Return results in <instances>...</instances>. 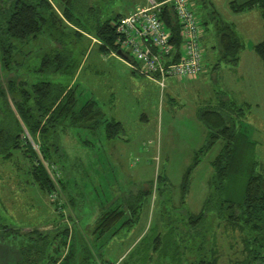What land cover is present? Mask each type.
<instances>
[{
    "label": "rangeland",
    "instance_id": "obj_1",
    "mask_svg": "<svg viewBox=\"0 0 264 264\" xmlns=\"http://www.w3.org/2000/svg\"><path fill=\"white\" fill-rule=\"evenodd\" d=\"M228 2L196 0L194 12L206 26L202 39L204 70L190 79L169 77L162 90L153 80L132 72L129 62H124L117 53L100 52L94 39L90 41L81 36L74 42L72 34L65 36V40L70 41L68 45L76 50V60L81 63L75 76L81 92L80 101L92 96L107 117L121 121L122 129L116 136L108 137L102 124L94 132H82L80 143L72 133L65 135L68 159L63 161L64 170L68 172V187L75 193L78 207L71 206L65 188L58 196L62 202L66 201L61 209L54 207L50 197L34 184L28 191H17L15 183L19 178L9 171L8 163L0 164V194L5 205L15 214L13 219L25 218L29 222L22 226V232L30 230L34 217V227L41 231L51 232L61 224L68 225L66 244L74 234L72 246L79 259L88 254L83 248L86 244L91 246L92 258L97 261L172 264L171 253L181 244L183 258L194 255L187 247L195 252L202 241L201 231L205 235L204 244L215 248L218 264H246L251 253L245 239L258 255L255 264H264V229L258 230L248 223L247 231L238 224L239 221L243 223V219H237L238 223L233 225L226 219H218L215 210L208 212L205 221L197 224V234L193 233L192 223L187 221L188 212H198L213 189L208 182L213 173L211 160L225 140L218 138L206 145L209 124L215 123L213 109L223 110L221 114L227 121L224 124L243 141L239 145L242 154L237 156L222 196L238 199L252 165L255 171L264 170V67L252 47L264 37V21L258 7L233 11ZM136 4H144V0H117L114 9L124 11ZM54 7L60 12L56 3ZM221 20L233 22L243 45L236 63L220 61L214 67L220 47L215 24ZM64 28L69 29L68 26ZM38 42L36 45H45V38H39ZM55 45L58 46L57 42ZM40 53L41 50L37 52ZM41 76L66 79L59 74ZM86 138L89 141H84ZM196 155L199 160L190 169L187 193L184 201L179 202L183 174ZM158 173L165 177L163 181H156ZM11 187L20 195L9 194ZM147 187H152L153 191L150 197L143 199L138 218L117 224L112 235L96 239L93 220L98 213L114 198L116 203L124 202L138 189ZM31 197L37 207L28 210L27 199ZM16 209L24 213L18 215ZM236 213H240L239 210ZM126 215L133 216L129 211ZM143 234L147 235L139 241ZM157 234H161L159 240H155ZM182 235H185L183 239ZM65 250L66 246L63 252Z\"/></svg>",
    "mask_w": 264,
    "mask_h": 264
},
{
    "label": "trees",
    "instance_id": "obj_2",
    "mask_svg": "<svg viewBox=\"0 0 264 264\" xmlns=\"http://www.w3.org/2000/svg\"><path fill=\"white\" fill-rule=\"evenodd\" d=\"M116 1L0 0V164L8 163L9 171L19 178L15 183L17 191L18 189L28 191L30 185L34 184L33 186L39 191L50 197V202L57 209L66 205V201L62 202L61 198H58L61 196L60 190L64 188L69 194L67 200L71 206L78 207L75 193L68 187V172L64 170L63 161L68 159L65 135L72 133L80 143L82 132H94L102 124L108 137L116 136L122 129L121 121L114 117H107L95 98L87 96L80 101L81 92L75 76L81 63L74 55L76 50L68 45L70 41L65 40L68 34H72L74 42H77L78 37L86 36L90 41L95 40L100 52L116 51L118 49L116 40L119 35L117 23L120 18L135 8L127 7L124 11H115ZM192 1L194 10L196 0ZM55 3L60 12L55 9ZM228 5L233 11L258 7L264 21V0H229ZM159 16L171 32L169 41L176 49L172 59H177L180 55L182 34L179 20L170 1L160 6ZM196 17L201 27L202 42L205 38V21L197 15ZM64 26H68L69 29L66 31ZM215 26L220 47L218 59L213 66L217 67L220 61L236 63L238 51L243 44L233 22L221 20ZM52 32L56 33L52 34ZM39 38H45V45H36L39 43ZM56 42L58 46L55 45ZM252 47L259 55L264 67V37L254 42ZM40 50L41 53L38 55L37 52ZM85 51L81 53L85 54ZM128 60L136 63L131 57ZM131 69L134 73H139L138 70L132 67ZM44 74H59L61 78L65 76L66 79L52 80L41 76ZM9 97L13 106L10 105ZM222 111L219 108L213 109L211 112L215 123H208L211 128L208 129L209 140L206 145L209 146V143L218 138L225 140L211 160L213 173L208 182L213 188L212 191L206 195L198 212H188L187 221L192 223L194 234H197L195 228L197 224L204 222L207 213L214 210L218 219H226L233 225L238 223L237 219H243L246 226L240 221L238 224L246 230L248 223L258 230L264 229L262 227L264 225V170L255 171L252 165L243 184L242 196L238 199L222 196V190L230 181L228 178H230L231 170L237 163V156L240 157L242 154L239 145L243 143L242 138L238 139L236 133L231 132L230 126L224 124L227 121L221 114ZM205 114L204 111L202 113L204 119ZM84 141L89 140L86 138ZM198 160L199 157L196 155L195 160L183 174L179 202L184 201L190 169ZM59 173L64 176V179L59 176ZM164 178L161 173H158L156 181H163ZM8 190L9 194L13 192L14 196L20 195L15 194V189L12 187ZM152 191V187L142 188L129 195L124 202L116 203V198L110 201L93 220L94 231L97 232L96 239L112 235L117 224L122 225L124 222L132 221L133 217L137 219L143 199L150 197ZM28 199L27 207L30 208L28 210L37 207L34 206L35 201L32 197L31 200ZM60 201L62 204H59ZM237 210L240 213L237 214ZM128 211L133 216L127 217ZM16 212L18 215L24 213L22 209H16ZM59 214L62 215V213ZM13 215L15 216L5 205L0 194V264H100V262L116 264L109 259L97 261L92 258L91 246L86 244L83 248L88 254L79 259L78 252L72 246L74 234L66 244L70 228L68 225L61 224L51 232L50 230L41 231L34 227V217H32L33 227L30 225L29 231L22 232V226L29 222H26L25 218L13 219ZM71 228L73 229L72 226ZM200 233H202V241L199 246H196L195 252L187 247L188 252L194 255L185 254L186 257L183 258L184 254L181 250L183 245L176 244L178 247L171 253L172 264L173 262L174 264H218L215 248L212 245H205V235L203 236L204 233L201 231ZM146 235L143 234L139 241ZM184 236L180 238L183 239ZM159 237L161 238V234H157L155 240H159ZM245 242L251 253L246 264H255L258 255L247 244V239ZM65 246L66 250L63 252ZM79 247L81 249V246Z\"/></svg>",
    "mask_w": 264,
    "mask_h": 264
},
{
    "label": "built area",
    "instance_id": "obj_3",
    "mask_svg": "<svg viewBox=\"0 0 264 264\" xmlns=\"http://www.w3.org/2000/svg\"><path fill=\"white\" fill-rule=\"evenodd\" d=\"M167 1L172 4L182 34L177 59H172L176 49L169 41L171 32L159 16L160 6ZM117 30L118 48L136 61L129 65L153 80L161 90L169 77L190 79L204 70L201 27L192 0H144V4L136 5L120 18Z\"/></svg>",
    "mask_w": 264,
    "mask_h": 264
},
{
    "label": "water",
    "instance_id": "obj_4",
    "mask_svg": "<svg viewBox=\"0 0 264 264\" xmlns=\"http://www.w3.org/2000/svg\"><path fill=\"white\" fill-rule=\"evenodd\" d=\"M116 53L118 55H120L121 57L125 58V59H129L130 58L129 55L126 52H124L123 50H121L119 48L116 50Z\"/></svg>",
    "mask_w": 264,
    "mask_h": 264
},
{
    "label": "crops",
    "instance_id": "obj_5",
    "mask_svg": "<svg viewBox=\"0 0 264 264\" xmlns=\"http://www.w3.org/2000/svg\"><path fill=\"white\" fill-rule=\"evenodd\" d=\"M113 55V54H112ZM115 56V55H114ZM115 57H117V56H115ZM125 59V58H124ZM126 61H128V62H131L130 60H128V59H125V61L124 62H126ZM128 65H129V63H128ZM130 66V65H129ZM130 68H131V66H130ZM132 70V69H131ZM133 72V71H132Z\"/></svg>",
    "mask_w": 264,
    "mask_h": 264
}]
</instances>
